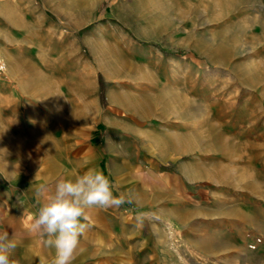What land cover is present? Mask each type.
<instances>
[{"label":"rangeland","instance_id":"374dc122","mask_svg":"<svg viewBox=\"0 0 264 264\" xmlns=\"http://www.w3.org/2000/svg\"><path fill=\"white\" fill-rule=\"evenodd\" d=\"M0 55L17 264L49 262L20 246L19 189L81 175L87 152L161 226V264H264V0H0Z\"/></svg>","mask_w":264,"mask_h":264},{"label":"crops","instance_id":"0c3cea01","mask_svg":"<svg viewBox=\"0 0 264 264\" xmlns=\"http://www.w3.org/2000/svg\"><path fill=\"white\" fill-rule=\"evenodd\" d=\"M94 137L97 141L101 140L100 135ZM95 155L97 156L96 153ZM84 156H87V159L92 158L91 168L101 170L111 181L113 193L122 195L125 202L119 207L88 209L90 226L80 237L73 264H161L159 253L157 256L162 237L161 226L157 223L148 226L146 214L132 207L133 198L125 185L127 181L125 177L120 176V171L115 165L110 164L104 169L93 160L91 152H87ZM62 178L74 177L65 175L60 177ZM55 185L56 183L42 188L41 183L29 182L18 192L25 211H18L17 215L25 217L30 233L20 246L26 249L28 255L48 256V264H51L55 256V249L46 247L45 238L30 231V224L33 214L44 201V197L54 191Z\"/></svg>","mask_w":264,"mask_h":264},{"label":"clouds","instance_id":"9594fccd","mask_svg":"<svg viewBox=\"0 0 264 264\" xmlns=\"http://www.w3.org/2000/svg\"><path fill=\"white\" fill-rule=\"evenodd\" d=\"M124 202L122 195L113 193L109 178L90 168L74 178L57 181L54 191L33 214L30 231L44 237L46 247L55 249L51 264H73L80 237L90 226L88 209L119 207ZM17 246L8 232L0 233V264H17L12 259Z\"/></svg>","mask_w":264,"mask_h":264},{"label":"trees","instance_id":"16d2710c","mask_svg":"<svg viewBox=\"0 0 264 264\" xmlns=\"http://www.w3.org/2000/svg\"><path fill=\"white\" fill-rule=\"evenodd\" d=\"M172 54L176 55V56H180L182 54V51H174ZM98 78H99V82H100V89H99L100 100H101V102L104 105V104H106V88H107V84H106V82H105V80H104V78L102 77L101 74H99Z\"/></svg>","mask_w":264,"mask_h":264},{"label":"bare ground","instance_id":"6f19581e","mask_svg":"<svg viewBox=\"0 0 264 264\" xmlns=\"http://www.w3.org/2000/svg\"><path fill=\"white\" fill-rule=\"evenodd\" d=\"M75 26L78 27L79 24H76ZM95 60H96L95 63H96V65H97V68H98V69H101V70H104V64H103V62H102L103 60H101L100 57H98V56L95 57ZM105 72H106V74H107L108 77H109L110 72H109L108 70H105ZM190 107H191V105H190ZM191 111H192V110H191ZM97 112H98V111H97ZM97 115H98V113L96 114V117H97ZM76 117H77V116H76ZM98 117H99V115H98ZM99 119H100V118H99ZM220 135H221V134H220ZM155 142H156V141H155ZM155 142H154V143H155ZM189 146H190V145H189ZM230 146H231V145H230ZM181 147H182V146H181ZM237 148H238V146H237ZM182 150H183V149H182ZM223 155H224V154H223Z\"/></svg>","mask_w":264,"mask_h":264},{"label":"built area","instance_id":"2783aa9c","mask_svg":"<svg viewBox=\"0 0 264 264\" xmlns=\"http://www.w3.org/2000/svg\"><path fill=\"white\" fill-rule=\"evenodd\" d=\"M6 69H7V64L5 60L3 59V57L0 55V81L6 74Z\"/></svg>","mask_w":264,"mask_h":264}]
</instances>
